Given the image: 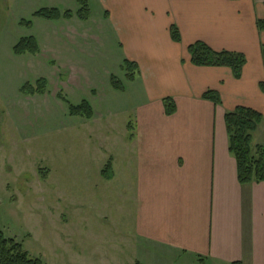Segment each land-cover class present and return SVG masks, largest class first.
<instances>
[{
  "label": "crops",
  "instance_id": "crops-1",
  "mask_svg": "<svg viewBox=\"0 0 264 264\" xmlns=\"http://www.w3.org/2000/svg\"><path fill=\"white\" fill-rule=\"evenodd\" d=\"M97 2L123 63L139 66L133 82H139L142 100L136 123H129L134 138L120 149L125 156L130 152L129 159H105L112 160L113 179L120 167L129 168L134 209L114 222V231L74 212L65 224L71 234L52 239L51 264H110L108 234L114 259L128 252V264H171L172 258L186 264H264V182L240 184L225 124L226 114L239 106L264 115V31L257 24L264 21V0ZM172 26L180 43L171 39ZM198 41L217 52L243 54L242 77L236 79L229 68L194 66L188 47ZM76 63L84 70V61L71 64ZM209 90L220 94L221 105L202 98ZM167 97L176 105L172 116L166 115ZM257 137L253 149L264 144V121L253 144ZM11 187L4 182L16 203ZM72 240H78L77 252L70 250ZM62 248L71 252L69 260Z\"/></svg>",
  "mask_w": 264,
  "mask_h": 264
},
{
  "label": "rangeland",
  "instance_id": "rangeland-1",
  "mask_svg": "<svg viewBox=\"0 0 264 264\" xmlns=\"http://www.w3.org/2000/svg\"><path fill=\"white\" fill-rule=\"evenodd\" d=\"M91 3L88 21L76 15L48 21L33 14L46 8L76 14L77 0H0V230L45 264L53 258L52 239L71 234L65 224L74 212L114 231V222L134 209L129 168L120 167L111 181L100 170L110 157L129 159L130 152L125 156L120 149L131 137L126 126L136 123L142 93L139 82L127 79L122 52L97 0ZM28 37L38 41L40 52L16 56L13 48ZM75 61H84V70L71 64ZM111 77L122 82L123 91L112 87ZM40 79L47 81L44 95L22 92ZM65 100L75 106L88 100L94 117L71 116ZM259 142L257 137L253 145ZM5 181L12 184L16 203L3 190ZM124 204L127 209L119 207ZM110 237L105 239L110 264H128L133 259L128 252L114 259ZM69 245L76 252L80 247L78 240ZM61 251L67 260L72 256L67 248ZM172 259L171 264H186Z\"/></svg>",
  "mask_w": 264,
  "mask_h": 264
},
{
  "label": "trees",
  "instance_id": "trees-1",
  "mask_svg": "<svg viewBox=\"0 0 264 264\" xmlns=\"http://www.w3.org/2000/svg\"><path fill=\"white\" fill-rule=\"evenodd\" d=\"M238 1V0H231ZM80 9L74 14L71 11L62 13L57 8L41 9L33 14L35 18L48 21H59L61 19L70 20L76 15L81 21H88L91 18L89 0H77ZM31 26V22L27 23ZM259 30L264 31V21H258ZM171 39L175 43L181 42V34L177 27L170 29ZM16 56L37 55L40 52L38 41L34 37L21 39L13 48ZM191 63L196 67L229 68L236 79L242 77L243 68L246 64V57L241 53L221 51L217 52L206 43L198 41L188 47ZM264 57V46H263ZM124 70L127 72V79L135 81L139 66L135 62L124 61ZM112 87L118 91H123L122 82L116 77H111ZM47 81L40 79L37 87L26 85L21 90L24 94L35 96L44 95ZM264 89V88H263ZM204 100L216 105L222 104V98L216 91L209 90L202 96ZM64 100V98H62ZM67 103V101L65 100ZM167 116H172L176 112V105L171 97L163 100ZM70 115L73 117L91 120L94 112L91 103L83 100L81 104L75 106L68 104ZM264 121V115L252 108L239 106L234 111L228 112L225 116V124L229 137V151L236 159L238 169V179L240 184L248 185L254 182H264V144L257 145L253 149V137ZM131 137L134 138L133 126L129 124ZM102 177L106 180L113 179V163L109 160L102 171ZM0 264H45L41 259L32 257L24 250L23 245L15 239L8 238L0 230ZM139 264V263H137Z\"/></svg>",
  "mask_w": 264,
  "mask_h": 264
}]
</instances>
